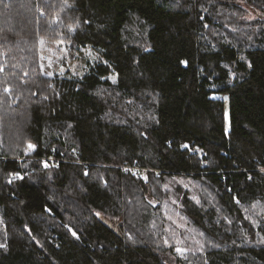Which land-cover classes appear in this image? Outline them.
<instances>
[{"label": "trees", "instance_id": "trees-1", "mask_svg": "<svg viewBox=\"0 0 264 264\" xmlns=\"http://www.w3.org/2000/svg\"><path fill=\"white\" fill-rule=\"evenodd\" d=\"M263 13L0 0V264H189L178 243L196 264H264ZM57 44L100 61L50 77L41 51ZM134 162L161 174L120 169Z\"/></svg>", "mask_w": 264, "mask_h": 264}, {"label": "rangeland", "instance_id": "rangeland-1", "mask_svg": "<svg viewBox=\"0 0 264 264\" xmlns=\"http://www.w3.org/2000/svg\"><path fill=\"white\" fill-rule=\"evenodd\" d=\"M247 14L245 16L246 20H253L259 16L258 13L246 7ZM264 15V13H263ZM41 66L43 72L50 77H70L75 79H80L87 75L88 72L100 61V55L97 50L92 48H84L80 53L75 55L73 59L68 56L67 50L60 44L55 45L52 49L46 48L41 51ZM47 69V70H46ZM113 76L107 77L111 82H113ZM27 152L31 151L27 147ZM26 152V153H27ZM148 200L152 198L147 195ZM154 205V203H153ZM101 219L111 228L118 230L119 223L115 220H111L104 216ZM177 248L183 249L182 253L176 251ZM199 249L193 250L189 243H178L175 246L171 260L175 261L177 259H184L189 264H196L195 260L198 258Z\"/></svg>", "mask_w": 264, "mask_h": 264}, {"label": "built area", "instance_id": "built-area-1", "mask_svg": "<svg viewBox=\"0 0 264 264\" xmlns=\"http://www.w3.org/2000/svg\"><path fill=\"white\" fill-rule=\"evenodd\" d=\"M120 169L124 174H131L134 177H138L139 175H141V173H147V172L154 173L156 177H159L161 174V171L158 170L139 168L136 162H134L131 166H120Z\"/></svg>", "mask_w": 264, "mask_h": 264}, {"label": "snow or ice", "instance_id": "snow-or-ice-1", "mask_svg": "<svg viewBox=\"0 0 264 264\" xmlns=\"http://www.w3.org/2000/svg\"><path fill=\"white\" fill-rule=\"evenodd\" d=\"M0 70H2V69H0ZM112 79H113V83H115V78L113 77ZM4 91L7 93V92H10L11 89L6 87V88L4 89ZM27 147H28V149L31 150V151H34V150H35V145H33V144H31V143H29ZM183 147H188V146H187V145H184ZM26 154H27V153H26ZM45 167H48L47 163H45ZM16 175H17V177L20 178V179L23 178V177H19L18 174H16ZM145 179H146V178H145ZM9 182H11V181H9ZM97 215H99V213H97ZM72 235H73V236H76V233L73 232ZM176 251H177L178 253H182V252H183V249H181V248H177Z\"/></svg>", "mask_w": 264, "mask_h": 264}, {"label": "water", "instance_id": "water-1", "mask_svg": "<svg viewBox=\"0 0 264 264\" xmlns=\"http://www.w3.org/2000/svg\"><path fill=\"white\" fill-rule=\"evenodd\" d=\"M225 99H227V97H225Z\"/></svg>", "mask_w": 264, "mask_h": 264}]
</instances>
